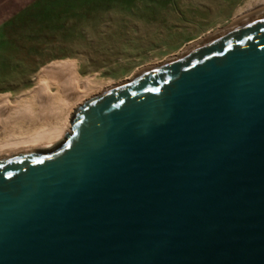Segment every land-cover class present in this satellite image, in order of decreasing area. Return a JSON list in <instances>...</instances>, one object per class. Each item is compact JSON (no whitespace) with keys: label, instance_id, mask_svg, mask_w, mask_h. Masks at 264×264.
Wrapping results in <instances>:
<instances>
[{"label":"water","instance_id":"95a60500","mask_svg":"<svg viewBox=\"0 0 264 264\" xmlns=\"http://www.w3.org/2000/svg\"><path fill=\"white\" fill-rule=\"evenodd\" d=\"M0 264H264V9L0 157Z\"/></svg>","mask_w":264,"mask_h":264},{"label":"rangeland","instance_id":"374dc122","mask_svg":"<svg viewBox=\"0 0 264 264\" xmlns=\"http://www.w3.org/2000/svg\"><path fill=\"white\" fill-rule=\"evenodd\" d=\"M247 2L54 0V11L24 16L15 57L22 63L8 64L0 97L7 104L24 97L40 78L48 79L41 73L61 65L75 69L80 87L104 89L233 24Z\"/></svg>","mask_w":264,"mask_h":264},{"label":"bare ground","instance_id":"6f19581e","mask_svg":"<svg viewBox=\"0 0 264 264\" xmlns=\"http://www.w3.org/2000/svg\"><path fill=\"white\" fill-rule=\"evenodd\" d=\"M263 9L264 0H248L237 10L233 24ZM44 72L41 74L48 79L38 77L36 86L24 97L10 104L0 97V157L60 142L70 130L74 109L103 90L91 91L84 82V87H80L75 69L69 65H61L55 71L51 67Z\"/></svg>","mask_w":264,"mask_h":264},{"label":"crops","instance_id":"0c3cea01","mask_svg":"<svg viewBox=\"0 0 264 264\" xmlns=\"http://www.w3.org/2000/svg\"><path fill=\"white\" fill-rule=\"evenodd\" d=\"M30 11H54V0H0V81L8 78V64L16 60L17 35L23 31L24 16Z\"/></svg>","mask_w":264,"mask_h":264}]
</instances>
